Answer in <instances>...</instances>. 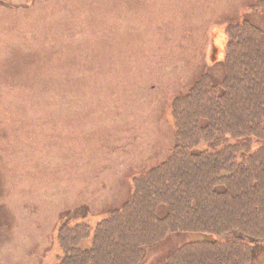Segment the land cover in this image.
Wrapping results in <instances>:
<instances>
[{"label":"rangeland","instance_id":"rangeland-1","mask_svg":"<svg viewBox=\"0 0 264 264\" xmlns=\"http://www.w3.org/2000/svg\"><path fill=\"white\" fill-rule=\"evenodd\" d=\"M246 20L264 31V0H0V264H57L60 227L120 207L167 158L172 104L204 73L222 81L226 28ZM232 235L173 232L139 264Z\"/></svg>","mask_w":264,"mask_h":264},{"label":"trees","instance_id":"trees-1","mask_svg":"<svg viewBox=\"0 0 264 264\" xmlns=\"http://www.w3.org/2000/svg\"><path fill=\"white\" fill-rule=\"evenodd\" d=\"M226 33L222 81L202 74L172 104L167 158L133 178L130 197L94 227H60L57 264H139L148 246L185 231L233 235L186 243L161 264H251L264 243V146L243 140H264V32L246 20Z\"/></svg>","mask_w":264,"mask_h":264},{"label":"flooded vegetation","instance_id":"flooded-vegetation-1","mask_svg":"<svg viewBox=\"0 0 264 264\" xmlns=\"http://www.w3.org/2000/svg\"><path fill=\"white\" fill-rule=\"evenodd\" d=\"M28 4L27 2L24 3V5ZM15 7V6H14ZM14 7H11V8H14Z\"/></svg>","mask_w":264,"mask_h":264}]
</instances>
